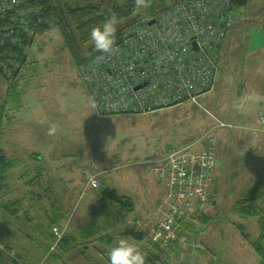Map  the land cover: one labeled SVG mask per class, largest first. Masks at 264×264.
<instances>
[{
  "label": "rangeland",
  "instance_id": "1",
  "mask_svg": "<svg viewBox=\"0 0 264 264\" xmlns=\"http://www.w3.org/2000/svg\"><path fill=\"white\" fill-rule=\"evenodd\" d=\"M248 5L242 10L244 19L236 25L249 19ZM258 6L257 12H260L263 3ZM247 26L245 41L242 43L239 36L233 52L229 49L226 54L230 64L222 63L221 58L226 38L213 84L204 96L191 102H202L209 112L204 107L187 103L150 113H101L80 67L75 66L70 52L61 46L60 32L53 28L37 36L29 57L30 65L22 70L18 82L23 92L20 102L15 98L12 103L8 102L9 84L0 75V103L7 107V115L0 125L3 152L22 161L1 182L6 184L0 191V246L10 242L15 247L6 255L15 257V252L19 251L30 264H34L37 258L39 261L42 258L43 264H62L58 259L49 261L48 254L41 251L34 239L50 243L40 230L50 228L48 215L53 213L55 204L62 205L66 213L52 227L59 237L65 230L76 229L82 224L83 217L89 216L96 208L95 203L101 205L96 200L97 189L87 184V177L91 174H95L100 182L106 180L108 185L133 195L138 226L157 239L156 231L166 207L163 203L167 192L160 183L156 184V176L150 173V164L161 155L158 160L167 157L170 147L203 133L209 136L216 133L220 157L218 155V168L215 167L216 187L214 185L212 189L215 200L208 207L210 214H216L215 219L199 223L193 236V232L182 230L186 233V236L179 234L182 244L166 253L156 250L148 241H134L132 244L145 255L146 264H260L259 256L234 224V221L243 222L246 229L256 235L257 218H242L231 212L234 201L253 183L263 181L261 189L264 188V128L261 129L260 123L256 128V124L240 123L234 113L237 106L249 107L256 112L259 93L264 91L260 72L256 75L264 64V23L258 21ZM204 113L232 122V126L216 128L213 126L215 120L210 117L205 119L211 124L208 126L201 120ZM199 120L205 125L201 126L202 122L196 125ZM236 121L240 124L235 127L233 122ZM53 125L57 131L50 136L48 129ZM32 151L45 156V160L37 161L41 165L37 167L39 173L43 174L39 178L33 177L35 164H31L30 170L24 161ZM143 169L145 171L141 173ZM16 198H23L19 217L6 207ZM179 230L180 227L176 234ZM188 236L193 239H185ZM119 238L127 239L125 236ZM161 240L165 247L167 239ZM56 243L57 240L51 243L52 249ZM2 253L5 255L6 249L3 248ZM88 257L100 258L91 250ZM65 259L69 264H92L75 253L66 255Z\"/></svg>",
  "mask_w": 264,
  "mask_h": 264
},
{
  "label": "trees",
  "instance_id": "2",
  "mask_svg": "<svg viewBox=\"0 0 264 264\" xmlns=\"http://www.w3.org/2000/svg\"><path fill=\"white\" fill-rule=\"evenodd\" d=\"M178 1L181 0H151L150 7L142 8L137 13L135 11V0H0V75L9 84L8 102L12 103L14 98L18 102L22 99L23 92L18 82L21 75H23L22 70L30 65L29 59L31 58L32 46L37 36L56 28L62 38L61 46L70 52L75 66H86L101 53L95 50L90 40L92 27L101 25L106 18L115 13L118 17L117 32L115 34V42H117L122 39L123 31L126 28L133 27L147 16L158 15L168 6ZM249 1L231 0L233 6L239 9H243ZM6 115L7 107L5 103H0L1 126ZM219 126L229 127L228 125H221V123H219ZM206 141H208V135L203 133L181 145L170 147L167 154L186 146L199 151L198 144H204ZM1 142L0 138V191L3 184H6V182H1L4 181L7 173L22 163L19 157L6 155L3 152ZM161 157L152 161V166ZM42 159L45 160V156H42L41 152L32 151L29 153L28 158L24 160L26 167L30 170H32L31 164H35L34 171L36 173L33 176L34 178L43 175H40V168H37L38 166L41 167L37 161ZM90 170H92V166ZM45 175H48V173ZM97 179V186L89 184L88 177L87 184L91 188L97 189L96 200L101 202V205L97 206L95 203L96 208L92 210L89 216L83 217V223L76 229L65 230L60 237L57 236L52 227L58 224L66 216V213L62 205L57 206L55 204V206H52L53 213L48 215L51 220L50 228L47 231L46 229L40 230V233L46 236L50 243L36 242L34 239V242L40 245L41 251L48 254L47 259L49 261L58 259L62 264H69L65 259L66 255L75 253L80 255L81 258H85L84 260L92 262V264H110V250L117 245L121 239L120 236L127 237L128 242L130 239L129 243L131 244L134 241H148L149 244H153V248L166 253L182 244V237L179 236L180 232L186 236L183 231L187 233L191 231L193 236L197 232L196 227L199 223H209L216 217V214L208 212L209 203L215 200V195L211 192L206 202L198 200L195 210H190L186 216L180 219L181 223L179 221L177 226V228L180 227V230L176 237L167 239L165 247H163V240L154 239V235L150 237L143 228L138 226L136 222L138 217L134 215L137 204L133 195L118 190L116 186L108 185L106 180L100 182L99 178ZM214 179L215 168L211 189L214 185L216 187V180L214 181ZM262 182L257 181L244 190L231 207V212L242 218H257L258 233L256 235H252L246 229L245 223L234 221V224L259 256L260 264H264V207L262 206L264 195L260 194V192L264 193V188L261 189ZM23 198L9 201L6 206L7 209L14 212L16 217H19L18 211L22 208ZM8 218L10 219V217ZM192 236L185 237V239L190 241L193 239ZM55 240H57V243L52 249L51 243ZM3 244L1 243L0 246V264H30L28 258L21 256L17 249L18 252H15V257L6 255L14 251L15 247L10 242ZM3 248L7 251L5 255L2 253ZM90 250L91 252L94 251L100 258H89L88 253ZM10 258L12 259L9 260ZM38 259L35 260L34 264H43L42 258L40 261Z\"/></svg>",
  "mask_w": 264,
  "mask_h": 264
},
{
  "label": "built area",
  "instance_id": "3",
  "mask_svg": "<svg viewBox=\"0 0 264 264\" xmlns=\"http://www.w3.org/2000/svg\"><path fill=\"white\" fill-rule=\"evenodd\" d=\"M242 10L231 0H181L126 28L114 54L100 53L80 67L96 107L105 114H139L197 101L216 78L227 33L244 19ZM206 135L201 151L186 146L152 166L167 192L157 239L176 237L180 219L213 192L217 139ZM89 176L97 186L95 174Z\"/></svg>",
  "mask_w": 264,
  "mask_h": 264
},
{
  "label": "crops",
  "instance_id": "4",
  "mask_svg": "<svg viewBox=\"0 0 264 264\" xmlns=\"http://www.w3.org/2000/svg\"><path fill=\"white\" fill-rule=\"evenodd\" d=\"M251 2V3H250ZM260 2H262L263 3V7L261 8V10H260V12H257V10H258V8L260 7V6H258V4L260 3ZM250 3V4H249ZM249 5H248V8L246 9V12H247V16H248V20H246V21H244L243 23H240V24H238V25H235L234 27H232L229 31H228V35H227V42H226V45H225V47L223 48V51H222V53H221V58H223L222 59V63H229L230 64V60L228 59V57H227V53H228V51H229V49L231 50V52H233V48H234V46L236 45V42H237V40H238V38H239V36H241V39H240V41L242 42H244L245 41V35H246V31H245V27H248L247 26V24H254V23H257L258 21H262L263 23H264V0H255V2L253 3V1L252 0H250L249 1ZM244 9V8H243ZM242 42V43H243ZM263 62H264V50H263ZM263 66H264V64L262 65V67H260L258 70H257V72H256V75L260 72V75H261V79L263 80V82H264V76H263ZM225 78V77H224ZM208 94V93H207ZM207 94H205V95H207ZM204 96V95H203ZM258 101H259V107H258V109H257V111L256 112H252L251 110H250V108L249 107H247V109H244L243 107L241 108V107H238L237 106V108H236V110H235V112L234 113H236V115H238V122H242V123H244V124H252V125H254V124H256L255 125V128L256 127H258L259 126V121H258V115L260 114V112H264V91H260V93H259V96H258ZM187 103H189V104H193L194 106H196V107H199V106H201V107H204L203 105H201L202 104V102H201V104H194V103H191V102H184V103H181L182 105H185V104H187ZM181 104H178V105H180L181 106ZM177 105V106H178ZM208 112H209V110L206 108V107H204ZM235 109V108H234ZM212 118V120H215V123H214V125L213 126H215L216 128H219L220 126H219V123H220V121L221 122H224V123H227V124H232V122H226V121H224V120H222V119H220L218 116H215L214 117V115H213V117L211 116V114L209 115V114H205L204 113V115L201 117V120H203L205 123H206V125H208V126H210L211 124H208L206 121H205V119H210V118ZM256 118H257V122H255V120H256ZM201 120H199V121H197V124L196 125H199L201 122H202V124H201V126L202 125H205V123L203 122V121H201ZM183 121V120H182ZM233 123H235L236 124V126H237V124H240V123H237V121L236 122H233ZM195 125V126H196ZM260 126H261V124H260ZM262 127V126H261ZM259 129V128H258ZM261 129H263V128H261ZM215 133V132H214ZM261 135V134H260ZM214 136L216 137V139H217V135H216V133L214 134ZM217 144H218V141H217ZM216 144V150H215V156L217 157V160H216V168H218L217 167V161H218V155H219V151H218V145ZM180 145V144H179ZM199 146L197 147V148H199V151H201V149L203 148V144H198ZM168 152V151H167ZM161 156H163V155H161ZM160 156V157H161ZM219 157H220V155H219ZM221 159V158H220ZM151 165V172L150 173H152L153 175H155L156 176V178H155V182H156V184L157 183H159V178H158V175H157V173H155L154 171H152V164H150ZM146 167V166H145ZM144 171H145V169H143L142 171H141V173H144ZM153 178V177H152ZM158 178V179H157ZM148 179H150V177L148 178ZM147 179V180H148ZM146 180V181H147ZM145 182V181H144ZM147 184V183H146ZM145 185V184H144ZM90 186V185H89ZM159 186L157 185V188H158ZM163 194L165 195V189H164V192H163ZM162 201V200H161ZM162 202H160V204H161Z\"/></svg>",
  "mask_w": 264,
  "mask_h": 264
},
{
  "label": "clouds",
  "instance_id": "5",
  "mask_svg": "<svg viewBox=\"0 0 264 264\" xmlns=\"http://www.w3.org/2000/svg\"><path fill=\"white\" fill-rule=\"evenodd\" d=\"M151 6V0H135V11ZM118 17L115 13L104 20L101 25L91 28L90 40L96 51L106 54H114L115 34L117 32ZM102 58V57H101ZM57 129L53 125L48 129V135H55ZM110 264H146V257L140 249L121 238L117 245L109 253Z\"/></svg>",
  "mask_w": 264,
  "mask_h": 264
},
{
  "label": "water",
  "instance_id": "6",
  "mask_svg": "<svg viewBox=\"0 0 264 264\" xmlns=\"http://www.w3.org/2000/svg\"><path fill=\"white\" fill-rule=\"evenodd\" d=\"M154 20H152V22H153Z\"/></svg>",
  "mask_w": 264,
  "mask_h": 264
}]
</instances>
